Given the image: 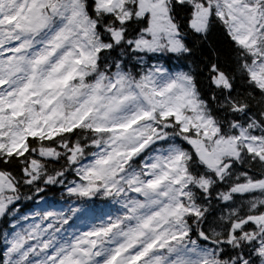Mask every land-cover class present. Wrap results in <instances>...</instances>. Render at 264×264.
<instances>
[{"label": "snow or ice", "instance_id": "obj_1", "mask_svg": "<svg viewBox=\"0 0 264 264\" xmlns=\"http://www.w3.org/2000/svg\"><path fill=\"white\" fill-rule=\"evenodd\" d=\"M0 264H264V0H0Z\"/></svg>", "mask_w": 264, "mask_h": 264}]
</instances>
